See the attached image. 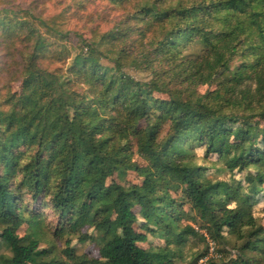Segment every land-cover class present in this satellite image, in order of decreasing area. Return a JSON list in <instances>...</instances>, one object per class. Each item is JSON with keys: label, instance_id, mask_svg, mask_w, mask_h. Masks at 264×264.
<instances>
[{"label": "trees", "instance_id": "16d2710c", "mask_svg": "<svg viewBox=\"0 0 264 264\" xmlns=\"http://www.w3.org/2000/svg\"><path fill=\"white\" fill-rule=\"evenodd\" d=\"M109 1H135L133 12L98 40L79 35L81 51L71 58L69 77L43 62L53 45L43 34L59 41L69 30L58 27L55 17L21 15L27 51L20 89L0 99V237L9 252H0V264H180L172 245L199 235L181 223L190 214L184 204L213 241L224 228L242 239L240 255L228 264H254L247 251L264 254L253 214L264 180V125L249 122L258 116L264 121V0ZM1 10L0 43L9 48L20 23L6 15L10 9ZM149 32L156 35L145 42ZM193 41L203 51L189 58L185 50ZM101 45L114 51L110 68L94 58L103 53ZM235 56L242 61L217 89L197 91L220 68L229 69ZM127 64L153 77L137 79L123 71ZM157 91L168 98L156 97ZM196 142L207 155L226 158L230 168L259 170L247 175L246 186L213 180L187 157ZM129 170L141 183L112 179ZM23 188L34 198L50 195L63 234L95 241L99 257L77 253L70 238L63 258L52 246L42 247L35 231L21 236L23 224L33 228L38 222L21 204ZM180 189L179 199L173 192ZM149 235L166 243L146 248L141 243ZM218 259L205 264H225Z\"/></svg>", "mask_w": 264, "mask_h": 264}, {"label": "rangeland", "instance_id": "374dc122", "mask_svg": "<svg viewBox=\"0 0 264 264\" xmlns=\"http://www.w3.org/2000/svg\"><path fill=\"white\" fill-rule=\"evenodd\" d=\"M134 4L135 1H131L127 3L126 6H120L115 5L109 0H0V9H10L13 13L6 15L13 16V19L20 23L17 34L13 36L10 42V47L7 48L4 44L0 43V99H6L9 94L19 91L20 89L22 79L21 57L23 53L27 51V41H23L21 38L23 37L21 24L23 21L22 19H24L21 18V15L25 14L26 11H31L35 15L40 14L45 18L55 17L54 21L58 27L63 30H69V34L62 37L59 41L48 36L46 32L43 34L48 43H53L49 48L51 51L45 54L43 62L50 70H58L59 73H63L64 76L68 75L69 77L71 71L68 67L71 64V58L81 51L79 35H82L88 42L94 39L98 40V37L102 33L113 27L123 16L133 12L132 6ZM3 14L5 13L1 10L0 16ZM27 20L32 23L31 19L27 18ZM155 35L156 32H151V34L149 32L145 38V42L151 40ZM57 36H60V34H57ZM134 37H139V35L135 34ZM100 48L103 53H95L94 58L110 68L113 65V61L110 57L115 56L114 51L108 45H101ZM84 50L87 51L86 48ZM202 51L203 45L193 41L190 47L185 50V53L189 58H193L197 53ZM241 61L242 59L240 56H235L230 61L229 69L220 68L214 75L212 82L209 84H198L196 86L197 91L205 93L207 90L217 89L219 83L230 74V71L235 70ZM123 71L140 80H148L153 77L150 70L139 69L130 64L124 66ZM246 83L252 89L255 88L254 82L248 81ZM153 94L159 98H168L167 92L157 91ZM3 107L7 108L10 107V105H4ZM251 120L252 121L249 122L250 125H254L257 120L260 126L264 125V121L259 116ZM167 129L168 125L164 127L163 134ZM187 157L203 167L202 172L205 176L213 180H225L234 185L241 183L243 186H246L247 175L254 174L259 170L255 166L245 169L230 168L226 158H221L217 153L207 155L205 153V145L200 144V142H196L195 147L188 152ZM134 158L139 163L145 164L137 154H135ZM112 179L125 185L141 183L142 181V177L138 175L135 170H129L123 177L116 173ZM19 181L20 177H17L16 183H19ZM260 186V191L253 198V214L257 219V223L261 226V234L264 235V180ZM21 192L23 193V201L21 204L26 209V214H30V216L37 215L38 219V222L33 228H30L28 223L23 224L18 230L21 236L35 231L41 238L40 245L42 247L52 246L53 252L57 256L63 258H66L63 254V248L66 246L67 239L70 238V245L74 246L77 253H85L92 258L99 257V246L95 241L89 240L82 243L78 240L77 234H69L67 231L65 235L63 234V224L60 223L58 213L52 206L50 195H38L34 198L25 188H23ZM173 196L180 199L182 196L181 189L176 193L173 192ZM184 208L189 211L190 214L185 219L183 218L181 223L193 225L198 229L199 235L190 236L182 245L172 246L178 253V263L191 264L197 255L207 251L208 239L206 234L208 233L206 229L201 228V220L195 211L189 209L188 204H184ZM1 230L2 226L0 225V233ZM247 230L248 228L245 229V231ZM89 231H91V228ZM222 235L223 236L217 242H214L220 255L218 260L228 264L231 259L240 255L239 249L242 244V239L232 233L229 228H224ZM165 243L166 240L164 238L149 235L148 241L141 243V245L149 248ZM0 252L9 253L1 237ZM247 255L254 264L264 263V254L260 253L258 249L247 251Z\"/></svg>", "mask_w": 264, "mask_h": 264}, {"label": "built area", "instance_id": "2783aa9c", "mask_svg": "<svg viewBox=\"0 0 264 264\" xmlns=\"http://www.w3.org/2000/svg\"><path fill=\"white\" fill-rule=\"evenodd\" d=\"M206 237L208 239V249L204 253V255H202L198 259V261L196 262V264H205L210 259H212V258H218L220 256L219 253H218V250L216 249L215 242L210 238V236L208 234H206Z\"/></svg>", "mask_w": 264, "mask_h": 264}]
</instances>
